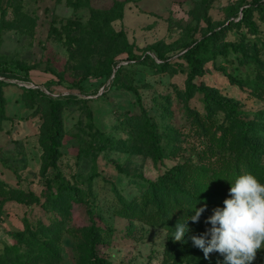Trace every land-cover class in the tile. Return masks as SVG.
I'll use <instances>...</instances> for the list:
<instances>
[{"label":"rangeland","instance_id":"374dc122","mask_svg":"<svg viewBox=\"0 0 264 264\" xmlns=\"http://www.w3.org/2000/svg\"><path fill=\"white\" fill-rule=\"evenodd\" d=\"M113 1L91 4L106 8ZM256 1L264 6V0L130 1L114 27L126 31L137 60H124L115 77L105 44L87 40L70 47L55 34L53 23L88 22V6L0 0V67L30 78L0 84V264H19L15 248L28 249L32 236L47 239L59 253L53 260L34 255L37 264H90L87 226L93 214L105 238L100 252L112 264H223L216 252L205 259L191 240L211 227L203 216L197 223L189 219L190 231L174 240L177 223L194 215V208L167 205L164 215L151 209L155 217L138 210L146 180L179 163L195 168L189 182L214 206L223 207L228 198L230 188L219 179L223 161L232 157L222 138L226 111L208 109L203 93L188 89L192 66L183 54L212 29L218 32L200 49L203 72L194 81L235 103L264 145V7ZM160 55L170 62L165 65ZM30 86L60 99L57 169L44 141L50 100L27 92ZM146 114L157 129L163 161L154 158ZM56 170L79 189L81 202L70 191L51 193ZM257 178L264 183V175ZM32 225L35 230H28ZM253 264H264V249Z\"/></svg>","mask_w":264,"mask_h":264},{"label":"trees","instance_id":"16d2710c","mask_svg":"<svg viewBox=\"0 0 264 264\" xmlns=\"http://www.w3.org/2000/svg\"><path fill=\"white\" fill-rule=\"evenodd\" d=\"M67 1L74 7L88 6L91 10V17L86 23H83L81 20L69 18L61 22V27H58L55 23L52 24L54 30H56L55 34H59L60 37H65L64 39L69 42L68 45L70 47H74V45L87 40L95 46L101 43L105 44L103 53L107 57L109 65L113 67L112 71H115V77L118 76L122 68L125 67V65L122 64L124 60H137L136 55L129 53L131 45L126 31L124 29L118 30L114 27V21L122 20L125 17L126 6L132 0H114L112 5L106 8L92 6V0ZM254 5L264 7L261 1H256ZM249 6L243 9L244 18L248 16ZM217 32V30L212 29L200 40H196L193 44H188L183 54L187 57L192 66L190 76L187 80L188 89H195L202 92L208 109H211L213 106H218L226 111V122L224 123L225 127L222 129V138L223 142L227 143L232 152V157L223 161V167L220 173L221 178L219 179L230 188L231 182H234L235 178L242 173H252L256 177L264 175V145L251 135L253 126L249 121L240 116L241 112L235 103L230 100L219 99L212 89L207 86H199L194 81L195 78L203 72L200 49L204 42ZM124 53L128 54L126 58L123 56ZM160 56L164 59L165 65L170 62V57ZM146 57L150 58L151 56L146 55ZM139 59L140 58H138V60ZM12 69L13 68L0 67V74L6 78H16L24 81L30 80L27 76V72L25 74H20L18 70ZM85 78L86 76L82 77L83 80ZM8 82L9 81L6 80H0V84H7ZM26 91L39 95L43 97V99L50 100L51 121L46 130V139L44 141L48 144V149L50 150L49 159L51 165L57 169V160L61 155L60 139L63 134L60 99L47 95L39 87H28ZM0 116L5 117V112L2 111ZM145 123H147L151 133L150 141L154 158L157 161H163L164 155L162 147L159 144L157 129L154 124L150 122L147 114ZM195 173V168L190 164L179 163L168 167L156 179H147L145 192L142 196L143 208L138 210V212L141 215L155 217L150 210L154 209L158 213L164 215L167 205L169 206L167 207L168 210L171 209V206L177 208H183V205L192 208L206 206V210L201 216L207 219L213 214V209L217 207L201 193L196 191L194 189L195 187L189 182L190 176ZM198 173L205 174L202 170H199ZM55 174V185H52V182L48 185L51 189V193L60 195L65 191H70L74 194L75 199L81 202L79 189L76 186L65 183L61 179L62 174L59 170H56ZM211 179L209 180L210 182H212ZM87 227L89 239L87 256L90 264H112L109 259L100 252V246L105 243V238L103 229L97 223L94 214L92 221ZM27 229L30 231L35 230L33 225L29 226ZM16 234L17 236H22L24 232H17ZM15 251L17 252V261L19 264L20 258H24V262L21 264H37L34 255L52 260L59 257V253L53 248L50 242L38 236L31 237L28 249L22 250L17 246Z\"/></svg>","mask_w":264,"mask_h":264},{"label":"clouds","instance_id":"9594fccd","mask_svg":"<svg viewBox=\"0 0 264 264\" xmlns=\"http://www.w3.org/2000/svg\"><path fill=\"white\" fill-rule=\"evenodd\" d=\"M205 207L194 208V215L178 222L174 240L182 241L190 229L187 221L199 222ZM206 224L211 227L199 236H192L193 244L208 259L213 252L223 257V264H253L257 253L264 249V183L254 174L243 173L231 182L223 207L213 209Z\"/></svg>","mask_w":264,"mask_h":264},{"label":"built area","instance_id":"2783aa9c","mask_svg":"<svg viewBox=\"0 0 264 264\" xmlns=\"http://www.w3.org/2000/svg\"><path fill=\"white\" fill-rule=\"evenodd\" d=\"M0 80H6L7 81L8 78H6V77H4L3 75L0 74ZM24 85H26V84H24ZM30 87H32V86H30ZM34 87H36V86L34 85Z\"/></svg>","mask_w":264,"mask_h":264}]
</instances>
